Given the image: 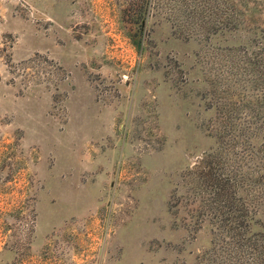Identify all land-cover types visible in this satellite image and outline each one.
Instances as JSON below:
<instances>
[{
    "label": "rangeland",
    "instance_id": "1",
    "mask_svg": "<svg viewBox=\"0 0 264 264\" xmlns=\"http://www.w3.org/2000/svg\"><path fill=\"white\" fill-rule=\"evenodd\" d=\"M133 1L0 0V264H244L208 153L264 244V0Z\"/></svg>",
    "mask_w": 264,
    "mask_h": 264
},
{
    "label": "trees",
    "instance_id": "2",
    "mask_svg": "<svg viewBox=\"0 0 264 264\" xmlns=\"http://www.w3.org/2000/svg\"><path fill=\"white\" fill-rule=\"evenodd\" d=\"M152 1L134 0L130 2L132 10L129 18L130 22L141 18L145 10L149 14ZM228 14L231 17L233 12L228 11ZM262 85H264V82ZM261 103L264 105V100ZM217 164L218 162L215 161L213 155L208 153L199 157L192 164L193 168L188 171V173L193 174L194 185L192 188L200 194L199 200L202 211L209 212L212 217H215L213 215H218V221L226 225V231H229L227 237L232 244H236V247H239L234 255L239 256L240 261L247 264L248 257L245 256L244 251H254L258 252V254L252 264H264V256L261 257L260 255L261 252H264V244L252 238L249 232L250 235L247 237H240L239 231L248 227V222L246 221L247 207H243L244 205L242 204L236 206L234 203V187L239 183L241 176L237 178L235 174H227L221 168H217ZM250 262L248 264H251Z\"/></svg>",
    "mask_w": 264,
    "mask_h": 264
}]
</instances>
